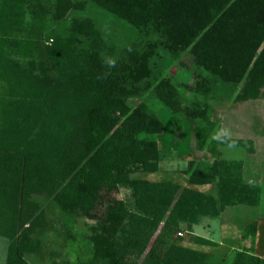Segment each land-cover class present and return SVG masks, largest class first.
<instances>
[{"label": "trees", "instance_id": "1", "mask_svg": "<svg viewBox=\"0 0 264 264\" xmlns=\"http://www.w3.org/2000/svg\"><path fill=\"white\" fill-rule=\"evenodd\" d=\"M92 2L140 33L146 36L156 34L158 39L145 43L143 49L140 45L126 49L127 57L122 60L113 54H107L109 59L100 57L97 52L87 55L88 49L82 46H77L75 52L66 47L70 54L65 64L54 47L40 43L41 63L46 77L65 83L85 97L88 104L85 112H78V125H67L65 120L66 126L59 131L61 148L66 151L64 154L44 151L20 158L23 162L19 165L25 169V174L19 177L20 188L27 197L30 189L41 192L68 180L63 193L56 196V201L63 209L80 210L85 216L100 220L103 242L99 238L98 243L108 248L111 264L120 263L116 254L121 255V250L136 249L138 245L142 248L160 225L156 238L158 252L149 251L146 259L156 258L164 264H224L222 259L176 244L172 234L183 222L198 225L204 218L219 217L228 207L259 206L261 186L243 181L241 163L222 159L219 148L210 146L214 157L210 170L198 168L195 162H191L186 173L194 184L216 183L217 195L171 182L129 181L137 212L129 211L124 202L108 200L106 195L116 189V184L127 179L133 166L139 165L146 172L158 169L161 151L157 140L142 139L140 135L161 134L165 126L157 115L149 113L145 104L136 107L124 120L116 113L127 110L122 92L127 88L138 89V83L148 74L150 60L158 54L159 47L171 53L189 51L196 67L235 86L234 100L258 99L264 88V0ZM62 3L70 10L85 9L86 6V1L62 0ZM97 42L99 38H92L90 50L101 51V45L95 46ZM110 46L108 43L106 49L113 52L114 47ZM91 74L97 78V85L90 80ZM101 80L108 81L109 85L111 82L113 90L101 88ZM206 82L207 79L202 77L200 88L202 86L206 90ZM167 84V81H162L160 91L165 107L175 114L182 113L194 124L198 146L203 148L207 140L217 141L206 128L212 121L209 110L181 106L175 91L169 90ZM116 88L120 90L118 95L114 94ZM54 97L58 103L64 105L65 102V109H59L56 104L54 109L57 112L47 113L53 105L52 101L51 104L48 102L52 97L38 106L42 107L41 111L46 108L47 120L59 118L62 123V113L69 108L73 93L69 91L60 98L55 93ZM35 106L37 104L24 102L22 107H25L26 114L33 113L35 117ZM106 127L115 129L107 138ZM102 204L104 213L97 217L93 212ZM110 229L112 232H109ZM118 229L123 233L122 241L115 243L112 234ZM107 232L110 233L108 239H112L104 242L106 237L103 235ZM198 240L209 241L203 237H198ZM116 244L119 252L114 249ZM19 245L14 241L6 264H29L21 255ZM233 264H264V258L240 250Z\"/></svg>", "mask_w": 264, "mask_h": 264}, {"label": "rangeland", "instance_id": "2", "mask_svg": "<svg viewBox=\"0 0 264 264\" xmlns=\"http://www.w3.org/2000/svg\"><path fill=\"white\" fill-rule=\"evenodd\" d=\"M76 1H86L85 9H67L62 0H0V264L7 263L14 241L20 244L21 255L29 264H111L108 248L98 243L99 238L100 241L103 240L100 220L87 217L80 210L63 209L56 201V196L63 193L68 180L41 192L30 189L27 197L18 183L19 177L25 174L24 166L21 168L19 165L23 162L20 160L22 156L44 151L54 154L58 151L59 155L66 152L61 148L63 146L59 131L66 123L78 125V112H85L88 104L85 97L71 90L65 83L46 77L41 63L40 43L54 47L59 59L65 64L70 54L66 47L75 52L77 46H82L88 49L87 55H95L97 52L100 57L109 59L107 54H113L122 60L127 57L126 49L138 45L143 49L145 43L158 39L156 34L146 36L140 33L135 27L102 9L92 0ZM95 37L99 38V43L95 46L101 45V51L90 50L92 38ZM108 43L111 44L110 47H114L113 52L106 49ZM191 58L189 51L171 53L159 47L158 54L150 60L148 74L138 83V89L127 88L122 92L128 108L125 113L117 111V116L124 120L136 107L145 104L149 113L157 115L165 126L161 134L140 135L142 139L157 140L161 151L158 169L146 172L139 165H135L129 171L127 179L116 184V189L106 195L108 200L124 202L127 209L133 213L137 212V209L129 181L171 182L217 195L216 183L200 186L190 181L186 173L189 164L195 162L198 168L210 170L214 164L210 146H216L221 151L222 147L242 148L239 151L245 155L243 159L251 160L246 155L255 150L250 144L252 140L234 139L229 133L228 128L240 125L233 120L236 112L239 114L249 109L255 111L260 127H257V130L260 131L264 127V88L256 100L236 101V89L233 84L225 83L196 67ZM202 77L208 82L204 85L206 90L199 86ZM96 79L93 74L90 75V80H94L93 83L97 85ZM162 81H167L169 90L171 88L175 91L181 106L209 110L212 121L206 128L211 133L210 136L217 138V141L207 140L203 148L198 146L194 124L182 113L175 114L165 107L160 92ZM99 82L101 88L113 90L111 82L110 85L105 80ZM69 91L73 93V99L70 105H67L69 108L62 113L63 122L60 123L59 118L47 120L46 112L56 111L54 105L65 109V102L64 105L62 102L58 103L54 97L55 93L60 98ZM115 91L114 94H120L117 88ZM42 101H48L49 104L52 101V108L46 112V108L41 111L42 107L38 104ZM24 102L37 104L33 107V111H36L35 117L32 116L33 113L26 114V109H23L25 107H22ZM22 111L25 112L24 115H21ZM17 113L20 116L17 117ZM237 114L234 115L236 120L239 118ZM242 125L251 127L244 122ZM114 130L106 127V138ZM229 152L235 151L227 149V157L231 156ZM227 161L241 163L243 178L244 161ZM261 184L259 206L238 211L242 218L233 217L230 213L226 215L225 210L219 217L204 218L198 225L183 222L173 232V240L178 245L222 259L224 264H233L240 250L264 258V180ZM104 210L102 204L93 213L99 217ZM160 227L149 241L143 243V250L138 245L136 249L125 248L124 252L121 250L122 253L116 244L114 249L121 253L116 254L117 262L120 261L118 264H164L156 258L146 259L149 251H155L159 247L156 238ZM109 232H112V229ZM120 232L121 229H118L112 234L115 243L122 241L123 233ZM108 234L110 233L103 235L106 237L104 242L112 239H108ZM198 237L209 241L203 242L198 240ZM159 253L157 256L161 257Z\"/></svg>", "mask_w": 264, "mask_h": 264}, {"label": "crops", "instance_id": "3", "mask_svg": "<svg viewBox=\"0 0 264 264\" xmlns=\"http://www.w3.org/2000/svg\"><path fill=\"white\" fill-rule=\"evenodd\" d=\"M249 102V101H247ZM236 113H234V115H236ZM233 115V120L237 121L238 123H240V125H238L237 127H231L228 128L229 129V133H231L232 138L234 139H249L252 140L250 141V143L252 144V146L254 147V152L251 154L247 153V157H249L251 160H244L243 156L245 157V155L241 154L242 152H240L239 150L242 148L239 147H222V151H221V158H223L224 160H235V161H244V168H243V178L244 181L246 183H256L259 185H262V181L264 180V127L262 130L258 131L257 127H259L258 120H257V114L255 111H252L251 109L247 110V111H241L239 112V118L238 120L235 119V116ZM254 117V118H253ZM244 123L249 124L251 127H246L244 125H242ZM253 124L255 126H253ZM264 126V123H263ZM230 127V126H228ZM254 127V128H253ZM260 128V127H259ZM259 139H262V141H260ZM261 142V143H260ZM233 149L235 152H229L231 155L230 157H227V154H225L227 152V149ZM231 151V150H229ZM238 152V153H237ZM237 153V154H236ZM236 155V156H235ZM240 156V157H237ZM258 156V157H257ZM253 158V159H252ZM241 209H244L245 211L248 209H255L252 206H244V205H239V206H233V207H228L226 208V215L228 213H230L231 215H233V217L236 218H242L241 214L238 212ZM232 212V213H231ZM235 212V213H234ZM226 217V216H225Z\"/></svg>", "mask_w": 264, "mask_h": 264}]
</instances>
